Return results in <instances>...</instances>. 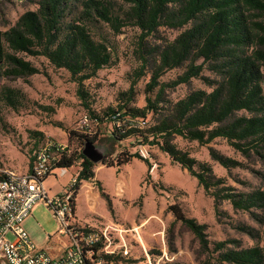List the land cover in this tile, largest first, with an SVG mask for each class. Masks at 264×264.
I'll use <instances>...</instances> for the list:
<instances>
[{
  "label": "trees",
  "instance_id": "1",
  "mask_svg": "<svg viewBox=\"0 0 264 264\" xmlns=\"http://www.w3.org/2000/svg\"><path fill=\"white\" fill-rule=\"evenodd\" d=\"M37 5L36 11L24 13L8 31H0V64L6 66L7 77L26 78L41 74L38 67L19 57V54L44 57L55 69L66 70L78 85L79 96L84 97L81 91L84 82L111 65L113 59L106 40H96L92 30L100 29L99 26L104 24L114 35L119 36L127 27L138 29V60L142 66L134 73L129 91L121 94L122 99L133 101L136 83L148 70L151 73L148 93L159 89V94H162L166 88L175 89L189 84L193 79H202L213 91H194L184 99L170 103L150 133L147 132L148 127L122 132L113 126L109 130V137L113 142L124 143L142 136L151 147L153 139L159 141L160 150L170 157L172 163L180 165L208 195L213 196L217 210L224 200L230 201L236 210L264 208L263 192H227L228 189L220 188L223 182L215 180L209 164H200L173 144L175 136L203 145L223 138L244 156L264 147V23L254 22L251 17L252 12L253 16H264V0H39ZM162 27L185 30L174 41L159 46L152 53L147 50L146 44ZM153 55L155 58L152 62ZM199 61L202 63L199 64ZM184 67V73L176 80L168 84L161 83V78L168 71ZM205 67L220 76L218 84L203 76ZM19 95L20 91L8 88L4 99L14 107ZM148 102L152 103L150 99ZM160 103L162 101L158 100L157 104L150 107L158 112ZM126 108L125 105L121 107ZM94 118L95 123L101 126H110L117 120L124 121L127 118L148 120L130 111H112L103 118ZM78 133L71 132L69 140L72 141L76 136L83 144H97L102 136L101 133L94 136ZM46 143L34 150L31 170L36 153ZM83 144L79 153H74L68 145L58 165L70 169L81 160L75 196L83 181H91L96 177L97 164L84 156ZM211 157L227 170L239 166L238 162L213 149ZM106 159L107 156H104V165ZM133 159L142 160L137 154L122 152L118 159L105 166L120 169ZM142 161L150 169V163ZM163 186L168 187L162 182L154 184L157 191ZM169 211L176 222L188 227L203 244L207 243L205 227L199 225L196 219L188 217L179 204L170 206ZM220 262L264 264V249L229 250L220 255Z\"/></svg>",
  "mask_w": 264,
  "mask_h": 264
},
{
  "label": "rangeland",
  "instance_id": "2",
  "mask_svg": "<svg viewBox=\"0 0 264 264\" xmlns=\"http://www.w3.org/2000/svg\"><path fill=\"white\" fill-rule=\"evenodd\" d=\"M38 2L39 0L1 1L0 31H8L15 26L24 13L36 11ZM251 17L254 22L264 23V16L257 14L253 16L252 12ZM99 28L93 29L92 34L98 41L102 38L106 40L111 47L113 59L111 65L84 82L81 90L84 97L79 96V87L72 81L71 75L66 70L55 69L44 57L19 54V57L31 62L41 71V74L26 78L7 77L6 66L0 64V170L30 172L34 150L48 140L69 145L74 153H79L83 141L76 136L70 141L69 135L71 132L79 134L77 128L86 116L91 120L90 128L96 132L94 117L103 118L112 111H130L135 116L148 118L147 132L150 133L161 119L163 110L168 108L170 103L174 104L194 91L208 93L213 91V88L202 79H193L187 85L175 89L166 88L162 94H159V89L148 93L147 85L151 80V73L148 70L136 83L133 101L122 99L121 94L129 91L134 73L142 66L138 60L140 32L136 28L127 27L118 36L104 24ZM184 30L185 28H160L154 37L149 38L146 44L147 50L154 53L159 46L174 41ZM154 58L153 55L152 62ZM198 63L201 64L202 61ZM150 67L151 70L152 65ZM184 71L185 67L168 71L161 78V83L168 84L176 80ZM262 72L264 73V67ZM203 76L217 84L221 81L220 76L208 67H205ZM8 88L21 92L14 107L8 105L4 99L5 90ZM149 99L152 101L151 104L148 102ZM158 100L162 103L158 105L157 112L150 106L157 104ZM124 105L127 108L121 109ZM110 129L109 126L104 125L100 131L101 139L95 144L97 152L103 157L107 156L105 164L107 166L113 163L114 159H118L122 152L135 154L134 144L113 142L109 137ZM158 142L156 139L151 142V154L158 165L156 176L182 187L180 190V188L163 186L157 191L163 206L161 222L158 221L154 228L146 226L151 232L164 231L171 261L162 264H229L220 262V255L229 250L241 251L257 247L264 249V208L254 207L251 211L236 210L230 201L224 200L217 210L213 196L208 195L204 188L199 186L198 181L180 165L173 164L170 157L160 150ZM87 143L84 142L85 146ZM173 144L179 150L189 153L190 157L200 164H209L215 180L223 182L220 188L228 189L227 192L264 193V147L244 156L223 138L203 145L175 136ZM212 149L238 162L239 166L230 170L225 169L212 159ZM80 161H77L75 169L71 172L80 171ZM100 163V166H105L104 163ZM133 168L138 172L137 166ZM196 170L199 171V168L196 167ZM99 175L104 179H112L113 170L104 169ZM175 204H179L188 217L196 219L199 225L205 227L206 244H203L188 227L175 221L174 215L169 211V207ZM24 228L35 242L41 243L46 236L57 232L58 224L45 204L38 203L33 208L31 216L24 222ZM134 243L137 249L133 251V256L125 258L121 254L105 255L102 261L105 264L143 262L144 255L141 253L140 244ZM154 244H157L156 240ZM149 250L152 255L160 253L157 245Z\"/></svg>",
  "mask_w": 264,
  "mask_h": 264
},
{
  "label": "built area",
  "instance_id": "3",
  "mask_svg": "<svg viewBox=\"0 0 264 264\" xmlns=\"http://www.w3.org/2000/svg\"><path fill=\"white\" fill-rule=\"evenodd\" d=\"M90 122L89 116H86L77 131L87 136L100 133L103 126L96 123L95 132L90 128ZM148 122L144 118H127L117 120L109 127L115 126L122 132L144 130ZM128 142L134 144V153L139 158L150 162V173L156 172L158 165L153 160L151 146L144 142V138L136 136ZM67 149L68 145L48 140L36 153L30 172L0 170V264H105L102 261L105 255L133 256V251L137 249L134 242L140 244L144 255V261L138 264L171 261L165 241L158 255L150 254V248L142 242L141 226L128 229L120 223L109 222L95 228L81 224L75 206L79 174L72 178L65 190L50 196L46 180L51 176L62 178L67 174L69 169L58 166ZM38 203L45 204L58 224L57 232L46 236L41 243L35 242L24 228V222Z\"/></svg>",
  "mask_w": 264,
  "mask_h": 264
},
{
  "label": "crops",
  "instance_id": "4",
  "mask_svg": "<svg viewBox=\"0 0 264 264\" xmlns=\"http://www.w3.org/2000/svg\"><path fill=\"white\" fill-rule=\"evenodd\" d=\"M100 164L95 169V179L83 181L76 195L75 206L79 222L95 228L109 222L120 223L128 229L141 226L143 244L150 249L156 245L160 248L162 242H166L164 231L155 233L146 227H156L157 222H161L160 216L163 212L161 196L155 190L154 184L162 182L168 187L180 190L182 187L169 183L162 177L158 178L155 172L151 174L146 162L140 159H133L120 169ZM133 166L138 167V172ZM72 169L75 168H70L69 173L62 178L51 176L46 180L50 196L65 190L72 178L79 174V171L71 172ZM104 169L113 170L112 179H104L99 175ZM155 240L157 244H154Z\"/></svg>",
  "mask_w": 264,
  "mask_h": 264
},
{
  "label": "water",
  "instance_id": "5",
  "mask_svg": "<svg viewBox=\"0 0 264 264\" xmlns=\"http://www.w3.org/2000/svg\"><path fill=\"white\" fill-rule=\"evenodd\" d=\"M84 156L94 163H100L103 156L96 150L95 144L88 142L84 149Z\"/></svg>",
  "mask_w": 264,
  "mask_h": 264
}]
</instances>
